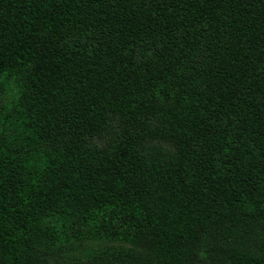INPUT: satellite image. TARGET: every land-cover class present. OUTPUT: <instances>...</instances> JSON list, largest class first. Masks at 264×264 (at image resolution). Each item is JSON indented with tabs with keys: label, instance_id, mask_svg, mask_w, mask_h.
I'll list each match as a JSON object with an SVG mask.
<instances>
[{
	"label": "trees",
	"instance_id": "obj_1",
	"mask_svg": "<svg viewBox=\"0 0 264 264\" xmlns=\"http://www.w3.org/2000/svg\"><path fill=\"white\" fill-rule=\"evenodd\" d=\"M0 264H264V0H0Z\"/></svg>",
	"mask_w": 264,
	"mask_h": 264
}]
</instances>
